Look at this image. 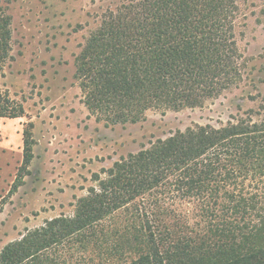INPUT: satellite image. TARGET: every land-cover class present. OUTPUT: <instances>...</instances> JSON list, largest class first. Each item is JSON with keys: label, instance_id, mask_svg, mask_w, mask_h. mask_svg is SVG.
I'll use <instances>...</instances> for the list:
<instances>
[{"label": "trees", "instance_id": "1", "mask_svg": "<svg viewBox=\"0 0 264 264\" xmlns=\"http://www.w3.org/2000/svg\"><path fill=\"white\" fill-rule=\"evenodd\" d=\"M236 11L237 0H137L110 14L79 61L89 108L116 125L218 96L238 75ZM10 103L0 91V118L22 117ZM22 135L20 173L33 158ZM92 180L72 216L8 244L0 264H264V122L176 131Z\"/></svg>", "mask_w": 264, "mask_h": 264}, {"label": "rangeland", "instance_id": "2", "mask_svg": "<svg viewBox=\"0 0 264 264\" xmlns=\"http://www.w3.org/2000/svg\"><path fill=\"white\" fill-rule=\"evenodd\" d=\"M135 1L0 0L10 34L0 91L24 112L0 118V253L46 221L72 216L92 175L121 157L195 125L264 122V0H237L238 75L218 96L200 107L149 109L136 123L114 125L90 109L78 71L83 49L110 14ZM24 129L33 158L20 173Z\"/></svg>", "mask_w": 264, "mask_h": 264}]
</instances>
